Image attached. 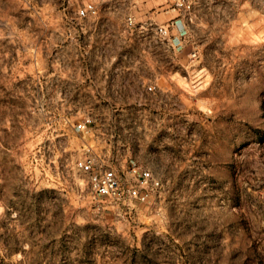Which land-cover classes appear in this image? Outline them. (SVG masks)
<instances>
[{
    "label": "rangeland",
    "instance_id": "1",
    "mask_svg": "<svg viewBox=\"0 0 264 264\" xmlns=\"http://www.w3.org/2000/svg\"><path fill=\"white\" fill-rule=\"evenodd\" d=\"M172 3L0 0V264H264V0H195L182 48ZM88 155L159 185L98 198Z\"/></svg>",
    "mask_w": 264,
    "mask_h": 264
},
{
    "label": "built area",
    "instance_id": "2",
    "mask_svg": "<svg viewBox=\"0 0 264 264\" xmlns=\"http://www.w3.org/2000/svg\"><path fill=\"white\" fill-rule=\"evenodd\" d=\"M195 0H173V10L177 15L165 24H155V35L165 40L172 47L182 48L186 42L189 26L195 18ZM97 14V8L92 3L83 4L78 10L80 18H88ZM134 23L132 15L125 19V27L131 28ZM195 52L192 53L194 57ZM151 90V87H148ZM85 124L79 123L77 128L84 129ZM77 169L84 175L91 193L101 199L116 203L142 202L158 187L159 181L149 169L131 166L125 170L95 161L90 155L76 161Z\"/></svg>",
    "mask_w": 264,
    "mask_h": 264
},
{
    "label": "crops",
    "instance_id": "3",
    "mask_svg": "<svg viewBox=\"0 0 264 264\" xmlns=\"http://www.w3.org/2000/svg\"><path fill=\"white\" fill-rule=\"evenodd\" d=\"M139 32V33H138ZM144 32V31H143ZM141 30H132V27L131 28H126L125 27V29H124V31H123V33H125L126 35H128V36H132L134 33H138V34H140V33H143Z\"/></svg>",
    "mask_w": 264,
    "mask_h": 264
}]
</instances>
